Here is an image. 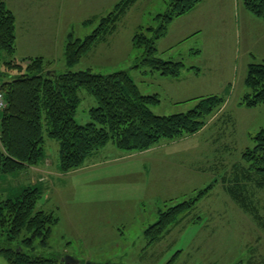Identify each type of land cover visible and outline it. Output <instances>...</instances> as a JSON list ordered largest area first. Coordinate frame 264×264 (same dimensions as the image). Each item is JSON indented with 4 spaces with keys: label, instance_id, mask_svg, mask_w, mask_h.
<instances>
[{
    "label": "rangeland",
    "instance_id": "374dc122",
    "mask_svg": "<svg viewBox=\"0 0 264 264\" xmlns=\"http://www.w3.org/2000/svg\"><path fill=\"white\" fill-rule=\"evenodd\" d=\"M119 1L8 0L7 6L16 13L19 23L29 15L37 22L43 16L54 18L55 27L60 31L51 41L57 51L56 44L65 38L66 32H73L76 39L84 40ZM171 2L139 0L118 23L109 44L96 45L71 71L91 70L97 75L128 72L143 95H158L160 103L152 107V111L159 116L193 110L195 101L187 99L223 97L225 105L220 118L210 117L206 127L194 137L160 142L152 153L130 156L132 153L117 148L115 153L104 150L82 168L68 174L59 171V142L49 139L44 127L46 157L53 170L60 174L39 185L28 177L23 179L26 172L14 176L23 187H36L41 191L36 211L53 213L59 219L49 246H37V254L61 261L71 258L79 264H249L250 260L258 262L264 257V229L253 217L247 218L244 214L245 218H239L232 209L233 224L227 217V228L212 229L219 221L213 214L222 198L221 195L217 199L222 190L221 173H200L193 169L191 177L180 179L183 170L191 171L187 153L208 146L225 123L229 122L222 144L233 142L235 150L247 144L252 146L251 138L264 130V105L254 109L240 106L243 96L251 93L245 83L247 65L259 62L253 58L256 51L250 56L255 45L249 38L264 34V26L258 25V21H264L245 10L244 0H205L195 10L175 19L169 26V38L160 42L156 57L184 63L185 70L178 82L140 66L143 50L132 47L135 33L141 28L149 37L154 36L149 29L158 27L156 16L165 14ZM90 20L95 23L84 25ZM59 51L55 63L48 62V69L65 74L69 68ZM14 58L23 67L27 65L24 61L28 60H22L21 55L16 54ZM6 59L3 57L2 62ZM192 68L200 69L199 75L194 74ZM3 70L1 66L0 71ZM10 73L14 76L18 72ZM7 80L0 75V84ZM79 97L81 103L75 120L85 126L92 122L90 111L98 104L85 90L79 92ZM0 117L1 126L2 115ZM236 156L234 154V159ZM242 185L245 188L243 199L249 206L255 203L252 207L257 212L254 214L264 219V185L247 180ZM210 186V195L204 196L188 215L182 216L160 242L148 245L150 238L146 231L158 222L160 213ZM170 200H174L173 203ZM0 264L8 263L1 258Z\"/></svg>",
    "mask_w": 264,
    "mask_h": 264
},
{
    "label": "trees",
    "instance_id": "16d2710c",
    "mask_svg": "<svg viewBox=\"0 0 264 264\" xmlns=\"http://www.w3.org/2000/svg\"><path fill=\"white\" fill-rule=\"evenodd\" d=\"M139 0H120L114 10L99 21L98 28L84 40L70 34L65 58L71 69L99 43L116 31L118 23ZM205 0H172L167 12L156 16L157 28H150L149 37L143 28L135 34L132 45L143 50L140 66L162 77L179 78L185 70L183 62L164 61L156 57L157 42L166 37L171 23L193 11ZM244 7L252 16L264 21V0H245ZM87 21L85 25L91 24ZM16 18L0 1V71L7 81L0 84L7 108L2 112L0 126V174L10 176L26 168L40 166L46 159L45 131L49 139L59 142L60 171L63 174L82 168L101 149L112 143L128 153L147 151L160 142L175 141L199 133L225 104L219 96L197 100L195 108L185 114L158 116L152 107L158 105L157 95H143L128 72L97 75L91 70L57 74L48 69L42 58L24 61L14 58L16 50ZM7 59L2 62V58ZM2 70V69H1ZM18 72L12 76L10 72ZM246 87L251 90L240 106L254 109L264 105V63L248 67ZM87 91L98 106L91 109V123L81 126L76 113ZM253 146L243 154L248 165V180L255 177L264 185V130L252 139ZM246 173V172H245ZM209 189L195 199L177 204L160 213L158 222L146 234L154 243L162 238L182 216L194 209ZM41 191L26 188L15 199L0 203V259L8 264H66L61 259L37 254L36 247L47 248L53 228L59 219L53 213L36 211ZM234 198L245 205L241 195ZM79 264V262L77 263ZM264 264V257L258 262Z\"/></svg>",
    "mask_w": 264,
    "mask_h": 264
},
{
    "label": "crops",
    "instance_id": "0c3cea01",
    "mask_svg": "<svg viewBox=\"0 0 264 264\" xmlns=\"http://www.w3.org/2000/svg\"><path fill=\"white\" fill-rule=\"evenodd\" d=\"M0 1L5 3V6L7 7V9L10 10L16 18V37H17V39H16L17 53L16 54L21 55L22 60L42 58V59H44L45 62L55 63V55H58L57 52L59 51V48H60L59 54H61L65 58V47H66V44L69 40L70 34H73V32L69 33V34H68V32H66L65 38H63L59 42L57 41L58 42V44H56V47H57L56 50L57 51H55L54 46H53L54 43L51 40L55 39V36L57 35V33L60 30L56 29V27H55L56 26V20L54 18L52 19L49 16H47V17L43 16L40 18L41 20L39 19V21L37 22L34 20L35 18L33 16L29 15L27 19H24L23 22L19 23L18 22L19 18L17 17L16 13L7 6L8 0H0ZM200 5H202V3ZM196 8H198V7H196ZM93 20L95 21V19H93ZM93 20H90L89 22H92L94 24L95 22ZM248 21H250V20H248ZM254 22H256V21H254ZM85 23H84V25H85ZM263 24L264 23H261V21H258V25L264 26ZM19 26H20V29H19ZM169 30L170 29H168V34L170 35ZM138 32H136V33H138ZM114 33L111 34L110 36H108L106 40L99 42L97 45H100L102 43L109 44V40L112 38ZM20 34H21V38L19 37ZM168 34L166 37L160 39L157 42V50L159 49L160 42L165 41L169 38ZM192 35H193V33H191L190 36H192ZM73 36H74V34H73ZM74 38H75V36H74ZM77 39H79V38H77ZM79 40H82V39H79ZM249 40H250L252 45H255V50L253 49L252 52H250V56L252 57L254 54H251V53H254V51H256L257 54H256V56L254 55L255 57L253 56V58L257 59L259 61L258 63H264V34L258 33V35H252V37L250 35ZM30 41H32V42H30ZM36 46H41L43 49L36 48ZM132 47H133V45H132ZM253 48H254V46H253ZM250 64H252V63H249L247 65V73H248V67ZM65 66L67 68H69L67 65V62H66V58H65ZM52 67L53 66H51V68ZM71 69L69 68V70L66 71L65 73L72 72ZM192 70H194V74L199 75L200 69L196 70V68H192ZM50 71H51V69H50ZM247 73H246V77H247ZM152 74H156V73H152ZM182 76H183V73L179 78H177L178 82H179V80H181ZM164 78H167V77H164ZM170 79H173V78H170ZM153 95H157V94H153ZM200 98H203V97L202 96L201 97H194V98L187 99V100L189 102L195 101V106H196L197 100ZM223 107L214 116H212V118L218 117L222 113ZM189 111H191V110H189ZM185 113H187V112H185ZM185 113H180V114H185ZM1 115H2V113H0V116ZM175 115H177V114H175ZM220 116H219V118H220ZM0 119H1V117H0ZM228 123L229 122H227L223 126H221L219 133L218 134L216 133L212 137V139L210 140V144L208 146H206L205 148H203L199 151H196L195 149H193V151L187 153L188 155L186 156V160L190 161L191 171L188 169L183 170L184 173L180 174V179L185 180V178L191 177L193 169H197L200 173H215L217 175L221 173L223 175L222 190L217 195V199H219V197L222 195V198L220 199L221 202L214 209L215 212L213 214V218L219 219V221L216 222L217 220H215L216 225L213 226L212 229L218 227L219 230H221L223 226L225 228H227L228 227V224L226 222L227 217H229L231 224H233V219H232L233 218V214H232L233 210L239 218H243V217L245 218V215L247 218L249 216L253 217V219L259 225H262L263 229H264V219L261 216L254 214L255 212H257V209L255 207H252L255 203H252L249 206L244 201L245 202V205H244L243 202L239 203L234 198V194H238V195L242 196V194L244 193L245 188L242 185L243 181L247 180L248 182H256L257 185H259V183L255 179V177H252L251 180H248V178L246 177V176H248L247 175L248 165L243 160L244 152L248 148H251L253 146V143H252V146L249 147L248 146L249 144H247L244 147L239 148V150H235V146H234L233 142H231V140H230L231 143H229V144H225V145L222 144V139H223L224 135H226ZM225 125H226V128H225ZM232 134L233 133L230 134L231 137H232ZM191 137H194V136H191ZM187 138L188 137H185V139H187ZM253 138L254 137H252L251 140ZM182 139H184V138H182ZM182 139H180V141ZM229 139H231V138L229 137ZM176 143H178V142H176ZM172 144L174 145V143H172ZM108 146L109 145L105 146L104 149H101L102 151H99L90 159L100 156L101 152H103L104 150L111 151L114 153L117 152L116 147L113 144L110 147H108ZM157 146H159V145H157ZM108 148H110V149H108ZM154 148L155 147H153L147 151H144V153H149V152L152 153ZM138 153H143V152L132 153V154H130V156H133V154H138ZM119 154H121V153H119ZM234 154L237 155L235 159H234ZM48 162H50V163H48ZM159 162H160V160H159ZM95 164H97V163H94L93 165H95ZM182 169H184V168H182ZM236 169L238 170L237 172H236ZM59 171H60V167H59ZM23 172H26V174H25V176L22 175L23 176L22 178L25 179L26 177H28L31 181L34 182L35 185H39V183H47L48 181H50V179L52 177H57L60 174L59 172H55L53 170L52 165H51V161L49 159H47V157H46L45 161L40 166L32 167V168H26L23 171H21L19 173L12 174L10 176L0 175V196H1L0 197V203L5 201V200L17 198L22 193V191L24 189H26V187H23L21 184H19L17 179H15V177H14L16 174H20ZM188 172H190V173H188ZM173 177L177 178V176L175 174L173 175ZM259 186H263V185H259ZM211 188H212V186L206 188V189H209V191H208L209 193H207L208 195H210V193L212 191V190H210ZM237 189H238V191H237ZM205 190L198 191L196 196L185 199L184 202L191 200V199H195L202 191H205ZM3 198H5V199L2 200ZM201 200L202 199H200V201ZM170 201L173 203L174 200H170ZM181 203H183V201ZM178 204H180V203H178ZM234 204H236V205H234ZM175 205H177V204H175ZM175 205H172V206H175ZM172 206H170V207H172ZM258 217H260V218H258ZM155 224H153V225H155ZM153 225H151V226H153ZM160 241H161V239L156 241L155 243H158ZM148 245L150 246V245H152V243L149 241Z\"/></svg>",
    "mask_w": 264,
    "mask_h": 264
},
{
    "label": "built area",
    "instance_id": "2783aa9c",
    "mask_svg": "<svg viewBox=\"0 0 264 264\" xmlns=\"http://www.w3.org/2000/svg\"><path fill=\"white\" fill-rule=\"evenodd\" d=\"M7 108V103L3 92L0 90V113H2Z\"/></svg>",
    "mask_w": 264,
    "mask_h": 264
},
{
    "label": "water",
    "instance_id": "95a60500",
    "mask_svg": "<svg viewBox=\"0 0 264 264\" xmlns=\"http://www.w3.org/2000/svg\"><path fill=\"white\" fill-rule=\"evenodd\" d=\"M64 261L66 262V264H77V262L71 258H66Z\"/></svg>",
    "mask_w": 264,
    "mask_h": 264
}]
</instances>
